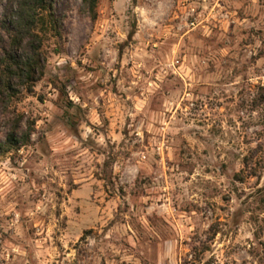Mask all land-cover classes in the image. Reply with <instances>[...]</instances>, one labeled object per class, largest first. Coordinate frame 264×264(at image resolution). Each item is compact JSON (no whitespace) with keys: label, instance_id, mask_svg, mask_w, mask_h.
Returning <instances> with one entry per match:
<instances>
[{"label":"rangeland","instance_id":"374dc122","mask_svg":"<svg viewBox=\"0 0 264 264\" xmlns=\"http://www.w3.org/2000/svg\"><path fill=\"white\" fill-rule=\"evenodd\" d=\"M81 4L8 110L0 264H264V0Z\"/></svg>","mask_w":264,"mask_h":264},{"label":"trees","instance_id":"16d2710c","mask_svg":"<svg viewBox=\"0 0 264 264\" xmlns=\"http://www.w3.org/2000/svg\"><path fill=\"white\" fill-rule=\"evenodd\" d=\"M99 2L81 0V9L96 19ZM56 4L57 0H0V119L5 114L10 122L0 154L20 149L30 141L31 129L22 125L23 116H9L8 110L24 93H34L37 80L44 74V35L59 41L65 37L66 19ZM135 33L134 24L130 39ZM108 178L103 174L102 179Z\"/></svg>","mask_w":264,"mask_h":264}]
</instances>
